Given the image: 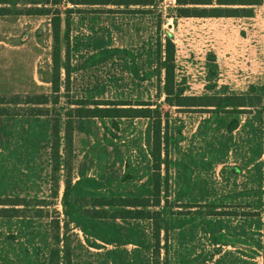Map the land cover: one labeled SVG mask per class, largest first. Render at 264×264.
Wrapping results in <instances>:
<instances>
[{"label":"rangeland","instance_id":"374dc122","mask_svg":"<svg viewBox=\"0 0 264 264\" xmlns=\"http://www.w3.org/2000/svg\"><path fill=\"white\" fill-rule=\"evenodd\" d=\"M2 1L1 94L51 92V17L58 12L62 89L56 108L62 122L68 101L76 99L89 106L148 103L168 122V190L154 208L165 225L161 263L263 264L264 100L246 107L170 105L164 62L171 38L175 94L264 99V0L230 5L252 9L231 17L177 16V0L149 6ZM46 8L47 14L40 10ZM25 110L0 115V197L23 202L16 206L20 216H0V264H47L57 215L69 225L76 264H152L150 219L98 218L85 211L98 196L151 195V119L75 120L73 203L67 207L63 171L56 193L51 179L53 111ZM235 119L238 126L230 130ZM36 208L50 216H39Z\"/></svg>","mask_w":264,"mask_h":264},{"label":"trees","instance_id":"16d2710c","mask_svg":"<svg viewBox=\"0 0 264 264\" xmlns=\"http://www.w3.org/2000/svg\"><path fill=\"white\" fill-rule=\"evenodd\" d=\"M60 0H53L59 3ZM72 4L85 5H154L160 0H66ZM263 0H217V6H212L213 0H177L180 5L177 8V16L181 17H231L250 15L251 8L232 7L230 5H252L260 4ZM0 2H5L0 0ZM38 3V2H37ZM48 13L49 8L40 9ZM46 11V12H45ZM52 26V62L53 77L51 79L50 93H33L31 95L1 94L0 93V115L19 114L27 111L32 115H48L53 111L50 143H51V179L54 193L59 187V174L63 171L64 192L63 203L69 207L73 203V159H74V130L75 120L81 117H110L112 119L133 116L147 117L152 121V193L150 196H98L85 208L87 215L98 218H147L152 222L155 244L153 248V264H161V231L165 228L162 222V213L157 208L162 202V191L168 190V178L163 176V166L168 168L170 155V139L168 122L163 119L159 108L150 107L148 103H141V107L124 106L129 103L104 102L89 106L90 102L80 99L69 100V107L65 110L64 122H62L57 104L61 98V16L56 12L51 17ZM167 52L165 56V85L166 101L170 105L188 107L189 109H207L210 106H258L263 102V96H220V95H182L175 94L174 90V54L175 44L171 38L167 40ZM69 72L67 71V77ZM65 90L69 91V85L65 84ZM235 99V101H232ZM22 105L13 108L8 105ZM51 104L53 110L47 105ZM29 105V108H25ZM102 105V106H101ZM17 109V110H13ZM239 109V108H238ZM116 123V122H115ZM239 121L235 119L230 123L229 129L238 126ZM117 126V123H116ZM63 128V129H62ZM91 201V200H90ZM23 204L20 200L12 197H0V216H20L17 205ZM39 216H50L49 210L36 208ZM68 223L61 225L59 215L51 219V236L54 246L50 249L48 264H72V246ZM264 237V222H263ZM263 264H264V240H263Z\"/></svg>","mask_w":264,"mask_h":264},{"label":"crops","instance_id":"0c3cea01","mask_svg":"<svg viewBox=\"0 0 264 264\" xmlns=\"http://www.w3.org/2000/svg\"><path fill=\"white\" fill-rule=\"evenodd\" d=\"M50 137H51V135H50ZM51 139V138H50ZM64 181V180H63ZM63 192H64V189H63ZM69 232H70V230H69ZM71 246H72V264H76V262H75V258H74V256H73V249H74V244L73 243H71ZM44 264H46V263H44ZM47 264H48V262H47ZM152 264H153V261H152ZM162 264V263H161Z\"/></svg>","mask_w":264,"mask_h":264}]
</instances>
